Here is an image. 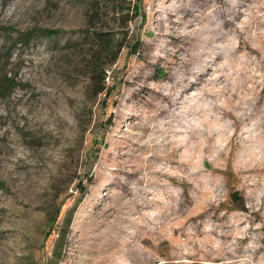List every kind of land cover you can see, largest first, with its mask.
I'll return each instance as SVG.
<instances>
[{"label":"rangeland","instance_id":"obj_1","mask_svg":"<svg viewBox=\"0 0 264 264\" xmlns=\"http://www.w3.org/2000/svg\"><path fill=\"white\" fill-rule=\"evenodd\" d=\"M189 2L0 0V264H264V0Z\"/></svg>","mask_w":264,"mask_h":264},{"label":"trees","instance_id":"obj_2","mask_svg":"<svg viewBox=\"0 0 264 264\" xmlns=\"http://www.w3.org/2000/svg\"><path fill=\"white\" fill-rule=\"evenodd\" d=\"M188 5L185 7V15L184 18H188L190 15L193 16V13L195 11V5L198 4L199 0H190ZM209 0H202V2L199 3L200 8H203L204 4L208 3ZM193 2V3H192ZM228 4V3H227ZM87 5L89 7L88 12V19L94 20L98 17H101V15L107 16L108 19H120L122 17V10L124 8L129 9L131 12H135V4L132 3L130 6L126 5L124 3V0H87ZM226 12H223L229 15L232 11L231 5H226ZM229 12V13H228ZM108 13V14H107ZM222 15V14H221ZM168 18H171L169 15H167ZM213 21H216L219 19L220 16L218 14H213L212 16ZM210 17V18H211ZM129 19V16L127 20ZM126 20V19H125ZM117 26H122V23L119 21L117 22ZM41 32L45 33H56L57 30H51V29H41ZM79 32L82 33L84 36H88L90 39L89 46L90 52L88 53V57L82 61V66L87 73L88 79H89V87L91 93L94 95L106 90L104 77H105V68L108 64L114 61L116 58V55L118 53V42L117 38L113 34H108L105 31H102L100 29L95 28L92 24L87 23V26L85 28H80ZM31 32H25L21 34L19 41L25 42L27 38H29V34ZM193 67V66H190ZM2 80H0V87L9 85L10 82H12L11 77L6 76L5 73H3V76L1 77ZM81 191H83L84 187L80 186L79 188Z\"/></svg>","mask_w":264,"mask_h":264}]
</instances>
